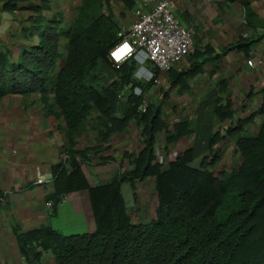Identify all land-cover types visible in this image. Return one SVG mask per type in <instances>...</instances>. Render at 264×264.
I'll return each mask as SVG.
<instances>
[{
  "label": "trees",
  "instance_id": "obj_1",
  "mask_svg": "<svg viewBox=\"0 0 264 264\" xmlns=\"http://www.w3.org/2000/svg\"><path fill=\"white\" fill-rule=\"evenodd\" d=\"M1 1L3 12L37 10L25 0ZM38 1L41 9L48 8V0ZM117 1L126 9L133 8V0ZM229 1H239L246 17L251 15L249 4L254 0ZM103 4L104 0H80L66 27L59 20H50L44 27L32 21V32L25 33L37 41L22 48L16 61L9 51H0V98L37 93L46 114L63 122L65 158L50 166L52 190L45 202L54 211L64 196L85 191L94 222L92 232L70 235L48 227L27 232L14 227L22 262L42 264V254L48 253L53 264H264V87L259 91L258 108L225 130L224 137L232 141L233 152L241 159L236 168L212 170L219 159V151H210L221 139L217 133L208 139L207 155L195 165L199 154L190 148L161 168L154 159V143L165 125L158 108L146 106L144 113L137 111L150 83L133 78L136 63L129 59L114 67L107 60L108 49L119 40V27L108 11L99 12ZM60 38L64 39L62 54L58 52ZM200 56L198 52L187 56L191 62L180 76L199 73L207 61L195 62ZM134 88L140 90L138 96L132 93ZM212 114L218 122L232 117L228 103L215 106ZM91 115L103 124L96 132L97 141L90 148H78L75 134ZM255 116L259 118L256 133L246 134L244 125ZM129 124L136 128L140 145L132 158L122 154L123 159L131 158V168L103 184L89 186L81 171V165L90 162L88 153L104 151L103 144ZM190 132L186 121L174 123L171 131L164 132V146ZM96 159V164L112 160ZM148 178L153 181L154 215L134 223L121 185L134 188Z\"/></svg>",
  "mask_w": 264,
  "mask_h": 264
},
{
  "label": "crops",
  "instance_id": "obj_2",
  "mask_svg": "<svg viewBox=\"0 0 264 264\" xmlns=\"http://www.w3.org/2000/svg\"><path fill=\"white\" fill-rule=\"evenodd\" d=\"M25 1L37 10H0V51H9L14 61L18 60L22 48L37 41L36 37H27L25 33L32 32V21H37L36 27H44L50 20H59L62 27L68 26L65 20L69 17L68 0H48L47 9H41L38 0ZM75 1L73 13L80 0ZM133 1L132 12L140 8L148 11L152 1L156 0ZM167 1L180 23L193 26L196 31L193 52L201 56L195 62L199 63L204 58L207 61L194 76H180L191 62L185 59L170 72L159 74V84H149L142 93V100L147 106L158 108L165 125V131L155 136L154 143V159L161 168L185 149L192 148L200 156H206L208 139L214 133L221 139L211 147V153L233 151L232 141L224 137L225 130L234 120H242L258 108L261 102L259 91L264 87V0H254L249 4V17H246L239 1ZM237 43L240 49H230ZM62 44L64 39L60 38V54L63 53ZM254 61L259 63L249 69L247 64ZM225 103L232 111L231 120L217 122L212 110ZM179 121L187 122L190 134L165 148L162 143V149L156 152L158 136L162 135L164 142V132L171 131V126ZM258 125L259 118L255 116L244 125L245 133L254 135ZM136 134L139 139L136 130L133 136L124 139L123 143H128L121 155L127 153L132 157L138 151L139 148H135L138 144L134 143ZM127 135L126 130L112 135L103 144L107 148L95 155L111 157L112 160L96 167L81 166L89 186L103 184L117 174L122 175L125 164L122 161L127 159L121 161V167H112L116 160L111 152L119 147L114 146L115 139ZM64 143L62 120L46 114L37 93L9 94L0 98V264H24L18 253L14 227L20 232L48 227L63 235L93 231L94 222L85 191L67 195L54 211L44 199L52 190L50 166L61 161ZM159 155L165 160L159 161ZM36 179H41L43 183L34 184ZM127 185H121V194L122 188ZM139 217L143 222L148 221L143 215L139 214ZM46 254H42L41 261Z\"/></svg>",
  "mask_w": 264,
  "mask_h": 264
},
{
  "label": "built area",
  "instance_id": "obj_3",
  "mask_svg": "<svg viewBox=\"0 0 264 264\" xmlns=\"http://www.w3.org/2000/svg\"><path fill=\"white\" fill-rule=\"evenodd\" d=\"M195 35L193 26L182 25L173 14L169 1H152L148 11L140 8L132 12L128 26L117 33L119 40L108 49L107 60L114 67L129 59L133 60L138 66L135 79L157 86L159 74L167 73L181 64L193 52ZM258 63L254 61L247 67L253 69ZM146 64L157 74L146 69ZM132 93L138 96L140 90L134 88ZM146 106V101L142 100L137 111L144 113ZM61 158H65L64 154ZM42 183L41 179H36L34 184ZM46 205L50 207L49 202Z\"/></svg>",
  "mask_w": 264,
  "mask_h": 264
},
{
  "label": "rangeland",
  "instance_id": "obj_4",
  "mask_svg": "<svg viewBox=\"0 0 264 264\" xmlns=\"http://www.w3.org/2000/svg\"><path fill=\"white\" fill-rule=\"evenodd\" d=\"M76 2L77 1L75 0H68L67 9H68L69 17L67 16V18H65V20L67 21V24H69L74 17L75 13H73L74 12L73 7L76 6ZM101 11L109 12V14L113 17V19L118 24V27H119L118 31H120L121 29H125L128 26L129 22L131 21L132 11L130 9H126L117 0H104V4L101 7L99 12ZM102 125H103L102 122H98V120H96L94 115H91L88 119H86L82 123L78 133L75 134V138H76L75 141L77 143V147L81 149L92 147L97 141L96 132L101 128ZM134 130H136V128L134 129V126L130 124L126 129V133H128V135L117 137L114 141L115 145L111 144L114 146H119L118 147L119 152L117 151L118 148H115L114 151L111 152V155L116 160L115 162H113L112 167H116V166L121 167L122 165L121 161L123 160L121 152H122L123 147H125V144L128 143V142L123 143V141L124 139L127 140V137L129 138V135L133 136ZM135 137L136 138L134 140V143L138 144V145H135V148L138 149L140 146H139V142H138L139 139H138L137 134L135 135ZM162 143H164L162 142V135H159L158 140L156 141V152L162 149ZM163 147L165 148L164 145ZM166 156L167 154L164 155V157ZM218 156H219L218 162L212 168L214 172H217V171L230 172L232 169L236 168L241 161L238 154L234 153L233 151H228L227 153L220 152ZM158 157H160L158 159L159 161L165 160L162 155L161 156L159 155ZM201 157L202 156L199 155L195 159L193 165H195V162L198 161ZM88 158L90 162L87 164H82L81 166L96 167L97 165H100V164H96L97 163L96 156L93 155L91 152L88 153ZM131 158L129 160L122 161L123 163H125L123 165L124 169H123L122 174H124L126 171H128L131 168V162H130ZM119 162L120 164H118ZM148 179H146L143 182L136 183L134 185V188H131L130 185H127L126 188L125 186L122 188V197L124 198L128 214L129 216H131L130 218H132L131 220L134 223L143 222L141 221L139 214L143 215L146 220H150L149 218L152 219V216L154 215L155 197H154V190H153V181L152 179H149V180ZM131 191H133L134 193H131ZM67 235H70V234H67ZM42 264H53V261L49 254H46L43 256Z\"/></svg>",
  "mask_w": 264,
  "mask_h": 264
},
{
  "label": "clouds",
  "instance_id": "obj_5",
  "mask_svg": "<svg viewBox=\"0 0 264 264\" xmlns=\"http://www.w3.org/2000/svg\"><path fill=\"white\" fill-rule=\"evenodd\" d=\"M148 65H149V64H146V66H145L146 69L151 70V69L148 67ZM149 66H150V65H149ZM137 69H138V66L136 65V69H135V71H134V73H133V78H134V79H135L134 75H135ZM151 71H152V70H151ZM135 80H136V79H135ZM137 81H138V80H137ZM139 82H141V81H139ZM141 83H143V82H141ZM144 83H147V82H144ZM136 152H137V151H136ZM62 154H63V153H62ZM62 154H61V155H62ZM64 156H65V155H64ZM61 160H62V158H61ZM66 196H67V195H66ZM46 203H47V202H46ZM60 203H61V202H60ZM60 203H59V204H60ZM59 204H58V205H59ZM50 207H51V205H50ZM47 254H48V253H47ZM51 259H52V258H51ZM52 261H53V260H52Z\"/></svg>",
  "mask_w": 264,
  "mask_h": 264
}]
</instances>
